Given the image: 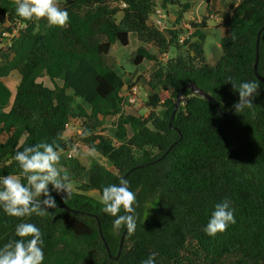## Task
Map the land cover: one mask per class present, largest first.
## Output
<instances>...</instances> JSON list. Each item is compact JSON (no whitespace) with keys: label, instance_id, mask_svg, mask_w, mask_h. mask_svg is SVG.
<instances>
[{"label":"trees","instance_id":"trees-1","mask_svg":"<svg viewBox=\"0 0 264 264\" xmlns=\"http://www.w3.org/2000/svg\"><path fill=\"white\" fill-rule=\"evenodd\" d=\"M58 4L69 13L63 27L50 26L44 18L24 20L16 14V0H0V40L5 29L21 25L10 44L0 47V135L6 134L0 141V176L19 175L13 157L25 147L55 142L60 151L71 149L73 141L65 131L72 119L79 121L81 141L104 163L92 159L87 181L68 196L49 185L56 208L44 217H10L0 209V247L19 239L18 223L30 222L42 233L43 264H141L151 253H156V264H264V92L251 109L224 116L190 88L194 83L209 93L223 111L239 99L232 84L255 80L264 89L259 78H264V28L258 76L253 71L256 37L264 27V0H230L220 23L229 34L220 40L221 56L215 64L204 53L207 16L189 21L193 31L179 41L186 33L180 25L190 9L188 2ZM172 6L180 9L177 23L159 29L154 24L156 10L166 15ZM131 33L140 42L131 62H153L140 76L148 91L143 99L146 111L139 114L122 111L131 84L125 85L123 75L107 62L116 44H129ZM171 50L173 55L162 60L160 55ZM12 72L20 77L13 98L2 80ZM110 116L117 117L113 136L105 134ZM121 176L136 193L137 227L125 232L115 259L124 228L114 229V217L102 211L100 197L102 188L118 184ZM225 199L231 202L236 223L208 236L204 228L211 212Z\"/></svg>","mask_w":264,"mask_h":264},{"label":"clouds","instance_id":"clouds-1","mask_svg":"<svg viewBox=\"0 0 264 264\" xmlns=\"http://www.w3.org/2000/svg\"><path fill=\"white\" fill-rule=\"evenodd\" d=\"M16 5V14L24 20L44 18L50 26L59 27H63L69 22V13L59 6L58 0H16ZM186 23L191 29L190 34L188 28L184 26ZM189 23L183 21L180 25L186 29V33L180 35L184 39L193 31ZM165 24L166 27L167 23L165 22ZM4 31L9 30L5 29ZM2 37H4L3 34L1 35L0 47L8 46L10 43L1 44ZM163 54L167 56L163 57ZM163 54L160 56L164 61L171 56L169 52ZM134 83L138 84L137 81L130 84L133 85ZM232 88L238 93V102L233 105L235 111H238L253 107V100L259 95L258 89L261 87L257 81L248 80L232 84ZM139 92L140 98V89ZM143 96L146 95L143 93ZM82 134L87 136L89 133L83 131ZM13 159L18 162L21 169L19 175L0 176V209L7 216L22 218L33 214L40 217L47 215L48 209L56 208V200L50 194L49 185L56 193L64 192L67 196L75 191L74 182L63 174L64 169L60 164L61 152L59 145L55 142H40L25 147L23 151H17ZM100 200L103 205L102 211L114 217L113 227L117 232L121 228L126 229L129 233L135 232L137 222L134 205L137 197L136 193L130 189L129 181L126 178L121 176L118 184L104 186ZM230 203L229 200L225 199L215 204L204 228L208 236H215L218 232H224L229 225L236 223L234 209ZM122 210L125 214H121ZM15 235L19 239L0 247V264H43L45 252L41 230L34 223L21 222L15 228ZM141 264H156V253H151L141 261Z\"/></svg>","mask_w":264,"mask_h":264},{"label":"crops","instance_id":"crops-1","mask_svg":"<svg viewBox=\"0 0 264 264\" xmlns=\"http://www.w3.org/2000/svg\"><path fill=\"white\" fill-rule=\"evenodd\" d=\"M180 1L188 2L190 5V9L182 15L181 22L200 21L204 16H207L206 27L203 29V32L205 34V41L203 43V47H204V53L206 59L209 61L210 64H215L216 61L221 56L220 40L223 36H227L229 34L228 28H226L220 23L223 17L227 15L226 6L230 2V0H180ZM179 13H180L179 8L174 6L169 7L168 12L166 13V21L168 28L173 27L177 23ZM209 19L213 23L210 26L208 22ZM132 34L133 33H131L129 37V44L126 46L120 44V48L117 49L118 52L116 51V56L118 54L119 55L117 56L116 63L119 66V73L123 75V79L125 80V85L133 81H137L141 89L142 86L140 83H142L144 86V95H146L148 91L146 80L144 78H141L140 76H142L143 73L149 72L152 69L153 62L143 61L141 64L135 65L136 67L133 69L125 66L126 63H131L130 60L131 54L140 45V42L138 41L137 37L136 36L133 37ZM129 46L131 47V49H128ZM146 47L149 48L152 52L157 53L155 47L152 44H146ZM170 53L172 54V50L170 51ZM114 68H118V67L115 66ZM80 132L81 131H80L79 121L77 119H72L68 127H66L65 136L69 139H72L73 147L76 148V151L74 152L73 157L70 159H68L64 151H60L61 152L60 164L63 166L64 169L63 174L68 176V178L72 182H74L75 191L77 190V186L81 182L87 181V167L91 161V158H87L85 156V152L86 149H88L87 148L88 146L81 141ZM1 135H5V139H6V134H1ZM5 139L3 141H5ZM89 150L91 149L89 148ZM73 159L75 161H73ZM78 165L83 170H79ZM88 194L98 198V194L94 191H90L88 192Z\"/></svg>","mask_w":264,"mask_h":264},{"label":"rangeland","instance_id":"rangeland-1","mask_svg":"<svg viewBox=\"0 0 264 264\" xmlns=\"http://www.w3.org/2000/svg\"><path fill=\"white\" fill-rule=\"evenodd\" d=\"M119 17H121V13L120 14H118V18ZM209 26L211 25V24H213L212 23V21L209 19ZM21 27V25H17L16 27H15V30H18L19 28ZM5 32H8V31H4L3 33H5ZM2 33V34H3ZM16 34H17V31L15 32ZM13 36L14 35H11V36H8L9 38H8V40H11V38H13ZM132 36L133 37H135L136 35L135 34H132ZM132 39H134V38H132ZM136 41V40H135ZM208 41H209V39H208ZM206 46H207V44H206ZM120 48V44L118 43V44H116L115 45V48H114V50H113V52L110 54V56H108L107 57V62L110 64V65H112V66H117L118 68H115L118 72H119V66H118V64L116 63V59H117V56L119 55H117L116 56V51H117V49H119ZM128 49H131V47L129 46V48ZM118 52V51H117ZM173 55V54H172ZM0 61H1V59H0ZM125 66L126 67H128V68H131V69H133V68H135L136 66H135V64H132V62L131 63H126L125 64ZM124 71V70H123ZM126 73V72H125ZM144 78V77H143ZM19 79H20V77H19V75H18V73L17 72H12L11 74H9V76H7V77H5V78H3L2 80L6 83V85H8V87L10 88V90H11V92H12V98H13V95H14V92H15V89H16V86H17V84H18V82H19ZM145 79V78H144ZM47 84H49V83H47ZM141 84V94H140V96L142 97H140V99L142 100H139V103L138 104H136V105H128L126 108H128L127 109V111H129V112H133V113H144L146 110H144V108H145V105H144V101H143V99H144V96H143V93H144V86H143V84L142 83H140ZM49 85H51V84H49ZM148 111V110H147ZM116 120H117V117H115V116H110V117H108L107 119H106V130H105V134L106 135H108V136H113L114 135V133H115V126H114V122H116ZM5 139V135H1V137H0V141L1 142H3V140ZM86 146V145H85ZM87 147V146H86ZM88 149H86V152H85V156L87 157V158H91V160L92 159H96V160H98V161H102L103 163H104V160H103V158H101V156L97 153V152H95L94 150H89V147H87ZM90 161V160H89ZM78 169H82L79 165H78ZM155 207V203L152 205V208H154Z\"/></svg>","mask_w":264,"mask_h":264},{"label":"water","instance_id":"water-1","mask_svg":"<svg viewBox=\"0 0 264 264\" xmlns=\"http://www.w3.org/2000/svg\"><path fill=\"white\" fill-rule=\"evenodd\" d=\"M263 28H264V27H262V28L258 31V33H257V37H256V43H255V61H254L253 71H254L255 75H257V76H258L257 68H258V60H259V40H260V33H261V30H262ZM259 78H260L262 81H264V78H262V77H259ZM190 88H191V90L194 91L195 93L199 94L200 96H202V97L206 98L207 100H209L210 102L214 103L215 106H216V108H217V110H218V112H219L221 115L226 116V115L230 114L231 112H233V111L235 110L234 107L232 106L229 110H227V111H223V110L221 109L219 103L217 102V100H216L213 96H211L209 93H207V92L204 91L203 89L197 87L194 83H191V84H190ZM258 92H264V89H258ZM237 102H238V101H237ZM177 104H178V103H176V106L174 107V109H173V111H172V113H171V116H170V120H169V122H171V119L173 118V116H174V114H175V112H176ZM172 146H173V144L170 145V147H168V149L163 153L162 157L165 156V155L168 153V151L171 149ZM131 170H133V169H131ZM98 229H99L100 237H101L103 243L105 244V246H106V248H107V250H108V246H107V244H106V240H105V238H104V236H103V233H102V230H101L100 225H98ZM125 232H126V229H124V231H123V233H122V235H121V238H120V245H119V250H118L117 255L114 257L115 259H117L118 256H119V254H120L121 246H122V242H123V239H124V236H125Z\"/></svg>","mask_w":264,"mask_h":264},{"label":"built area","instance_id":"built-area-1","mask_svg":"<svg viewBox=\"0 0 264 264\" xmlns=\"http://www.w3.org/2000/svg\"><path fill=\"white\" fill-rule=\"evenodd\" d=\"M120 6L121 7H124L125 4L124 3H120ZM165 18H166L165 13L163 11H161L160 9H157L156 10V13H155V18H154V24L156 25V27H158L160 29L164 28L165 25H166L165 24ZM184 26L186 28H188L189 34H190L191 29H190L189 25L186 23V24H184ZM16 31H15V28H14V30L11 31V32L8 31V32L3 33V36L4 37H2V43L1 44L4 45V44L10 43V40H8V38H9L8 36L13 35V33L16 32ZM183 39H184V37L181 36L179 38V41H183ZM166 56H167L166 54H163V57H166ZM139 89H140L139 85L137 83H134L133 85L130 86V88L128 90H126L124 92L125 101L123 102V104L124 103L125 104L123 106H125V108L123 107L122 111L124 109H126V107L128 105H136V104L139 103V100H141L139 98ZM68 125L69 124H67L66 126L68 127ZM75 151H76V148L75 147L71 148L69 151L66 152V156L68 158L69 157H72L74 155V152Z\"/></svg>","mask_w":264,"mask_h":264}]
</instances>
